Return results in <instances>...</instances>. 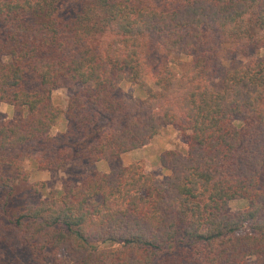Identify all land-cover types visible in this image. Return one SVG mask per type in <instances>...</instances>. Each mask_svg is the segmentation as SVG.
Wrapping results in <instances>:
<instances>
[{
  "label": "trees",
  "instance_id": "16d2710c",
  "mask_svg": "<svg viewBox=\"0 0 264 264\" xmlns=\"http://www.w3.org/2000/svg\"><path fill=\"white\" fill-rule=\"evenodd\" d=\"M259 32L264 0H0V104L27 111H0L8 194L2 165L22 167L29 146L61 169L118 159L169 125L189 145L160 155L162 178L134 161L17 212L2 199L0 264H264V59L214 80L222 47ZM171 53L190 57L180 75ZM58 88L73 90L65 111Z\"/></svg>",
  "mask_w": 264,
  "mask_h": 264
},
{
  "label": "rangeland",
  "instance_id": "374dc122",
  "mask_svg": "<svg viewBox=\"0 0 264 264\" xmlns=\"http://www.w3.org/2000/svg\"><path fill=\"white\" fill-rule=\"evenodd\" d=\"M75 3V1H72ZM174 68L175 73L178 75L182 74L187 68L190 61V57L185 55H178L175 53L169 54ZM222 56L224 57V62L218 69L215 75V84L220 85L221 78L223 74L231 67L248 63L251 59H264V33L259 32L257 34V41L250 44H227L222 47ZM182 62V65L179 63ZM149 83L153 86L155 91L159 88L153 85L150 81ZM122 90L129 96L139 99L146 98V93L138 88L137 85L128 81H123ZM73 90L58 88L54 91L53 101L54 103L61 107L65 111L68 104V100L72 95ZM0 111L7 115L9 118L22 119L27 118L26 109H18L9 105L7 103L0 104ZM61 127L65 125L64 117H61ZM58 129L60 126L58 125ZM61 131H57L56 128L52 130V134L56 135ZM180 140L174 142L177 145V149L187 153L189 145L186 139L179 134ZM172 141V140H171ZM170 141V142H171ZM163 145L159 144L158 141H150L144 147L143 154L152 163L154 169L151 171L155 173L160 178L163 177L158 165L160 153ZM27 157L24 160L23 166L19 167L16 161L10 164H3L1 174L9 177L11 179L12 189L8 194V190L5 187H0V201L6 197L9 198V209L12 212H17L25 208L27 205H38L42 200H46L49 197L59 196L63 190L64 183L67 181L80 182L84 177L93 172H106L113 167L119 165L128 164L134 159L135 153H125L121 155L120 158H113L109 160H102L91 163L87 160H71L61 169H42L39 161L45 155L42 148L38 146H29L26 149ZM139 154V153H136ZM17 158V157H15ZM16 160V159H15ZM145 166V163L141 161ZM146 168V166H145ZM147 169V168H146ZM149 171V170H148ZM8 195V196H7ZM246 206V202L242 199H234L229 203V207L232 210H237ZM114 245L109 243L102 244V248H114ZM24 253L19 254V257H23ZM55 258H50L45 261V264H56ZM58 264V263H57Z\"/></svg>",
  "mask_w": 264,
  "mask_h": 264
},
{
  "label": "crops",
  "instance_id": "0c3cea01",
  "mask_svg": "<svg viewBox=\"0 0 264 264\" xmlns=\"http://www.w3.org/2000/svg\"><path fill=\"white\" fill-rule=\"evenodd\" d=\"M136 87H137L136 89L139 88L138 86H136ZM64 119H65V125L63 126V128L60 126V129H58V127H55L57 129V131H59V130L60 131H65L66 130V128H67V120H66L65 116H64ZM61 123L62 122L60 120L59 121V125H61ZM179 134H180V131L176 127H174L172 125H169V126H166L162 130V132L160 134L156 135L152 140L158 141L159 144L163 145V147H162L163 149L161 150V153H160L162 155L165 151L177 149V145H175L174 142H175V140L176 141L180 140ZM144 147L145 146H143V147H141L139 149L133 150V151H129L127 153H131V152L135 153V154H133L134 155V157H133L134 159H132L131 162L143 161L145 163V166H146L147 170L152 171L154 169V166L152 165V163L149 162V159L146 158V155L143 154ZM136 153H139V154H136ZM130 163H128V164H130ZM125 165H127V164H125ZM155 167L156 168L159 167L160 170L162 171V166L160 164V161L158 162V165L155 166ZM106 172H108V171H106ZM162 173H163V171H162Z\"/></svg>",
  "mask_w": 264,
  "mask_h": 264
}]
</instances>
